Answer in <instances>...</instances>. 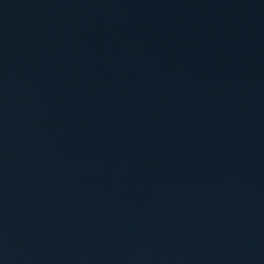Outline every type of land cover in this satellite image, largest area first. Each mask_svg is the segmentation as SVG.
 Masks as SVG:
<instances>
[{
  "label": "water",
  "instance_id": "1",
  "mask_svg": "<svg viewBox=\"0 0 264 264\" xmlns=\"http://www.w3.org/2000/svg\"><path fill=\"white\" fill-rule=\"evenodd\" d=\"M0 264H264V0H0Z\"/></svg>",
  "mask_w": 264,
  "mask_h": 264
}]
</instances>
